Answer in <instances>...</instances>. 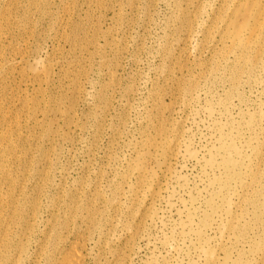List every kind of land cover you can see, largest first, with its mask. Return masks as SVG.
<instances>
[{
	"label": "rangeland",
	"instance_id": "obj_1",
	"mask_svg": "<svg viewBox=\"0 0 264 264\" xmlns=\"http://www.w3.org/2000/svg\"><path fill=\"white\" fill-rule=\"evenodd\" d=\"M16 2L0 205L24 215L0 264L20 244L19 264H48L74 243L85 264H264V26L246 54L222 41L239 0ZM163 152L150 204L138 158L151 176Z\"/></svg>",
	"mask_w": 264,
	"mask_h": 264
},
{
	"label": "bare ground",
	"instance_id": "obj_2",
	"mask_svg": "<svg viewBox=\"0 0 264 264\" xmlns=\"http://www.w3.org/2000/svg\"><path fill=\"white\" fill-rule=\"evenodd\" d=\"M34 5L32 0H23V4L20 6L21 9L27 13L29 10H32L33 7H36ZM14 6H16V8L18 7V2H16V0H0V11L5 10L4 13H0V36L3 35L4 26H11L12 24L11 20L9 21L8 19L11 13H7V11L11 10L12 7L14 8ZM245 17H247L248 20H246L247 18ZM24 19L27 20L26 17ZM263 24L264 0H239L232 14L224 22L226 28L222 33V41H233L232 46H235L237 49H242L247 54L251 52L254 47H262V42L259 41V37L263 33ZM247 31L249 33H246ZM256 57L258 58L259 56ZM256 57L254 60L257 59ZM5 121L6 119L3 122ZM1 138L3 139V144L9 140L7 136H2ZM149 145L156 149V145H153V143ZM3 151H9V149L1 146L0 153ZM148 159L147 154L139 157L137 166L140 173L144 175L141 178V187L148 189L149 202L152 204L158 198L159 191L168 177L170 154L163 152L160 160H157L156 171L151 176L146 175L145 164L148 162ZM5 160L6 159L0 160V162L3 163ZM6 162L7 161L4 163ZM225 165L226 167H233V164L227 160ZM5 174L6 170L0 165V179H4L6 177L4 176ZM15 204L16 202H14V200L8 202L6 210H3L0 205V259L3 258L1 250L3 253L9 252V243L6 241L10 228L7 224L14 215H24L23 210L21 208L18 210ZM23 251V245L20 244L17 248L12 250L10 257L4 256V258H7L4 264H19V256ZM48 258V264H85L80 243H74L65 253H62L58 249H54L49 254Z\"/></svg>",
	"mask_w": 264,
	"mask_h": 264
}]
</instances>
